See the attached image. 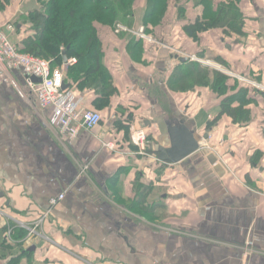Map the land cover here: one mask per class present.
<instances>
[{"label":"crops","instance_id":"0c3cea01","mask_svg":"<svg viewBox=\"0 0 264 264\" xmlns=\"http://www.w3.org/2000/svg\"><path fill=\"white\" fill-rule=\"evenodd\" d=\"M143 1L133 28L143 26ZM168 8L153 43L131 44L134 35L97 25L117 94L100 107L93 88L77 90L82 106L103 116L92 132L70 140L52 126L51 110L37 106L18 71L0 84V229L49 212L40 227L47 238L27 234L21 264H264V92L247 89L243 105L236 99V120L221 114L226 98H241L235 79L264 84V0H244L247 37L216 28L195 41L183 28L202 9L189 2L178 19ZM187 60L209 68L212 80L216 71L230 77L229 89L170 86ZM181 122L201 148L180 162L158 160ZM132 125L147 133L144 154Z\"/></svg>","mask_w":264,"mask_h":264},{"label":"trees","instance_id":"16d2710c","mask_svg":"<svg viewBox=\"0 0 264 264\" xmlns=\"http://www.w3.org/2000/svg\"><path fill=\"white\" fill-rule=\"evenodd\" d=\"M12 1L0 0V24L7 21V15L14 13ZM19 2L20 0L16 1L17 4ZM189 2H193L195 7L202 10L201 14L196 16L194 24L183 28L188 37L199 41L204 33L216 28L222 29L225 35L236 34L237 37H247L246 23L247 19L251 21V18L245 17L244 0H144L142 27L147 34L157 37L167 22L170 3L176 7L177 18L186 19L188 17L186 5ZM136 3L137 0H36L37 6L26 14L23 13L20 16L22 21L16 23L19 32L28 25L23 38L16 43V46L20 51L49 60L53 68L63 65L64 56L75 57L77 62L68 68L70 72L65 78V83L69 84L68 89L78 94V91L84 88H93L95 97L92 104L103 107L109 104L114 94H117V88L109 69L103 64L105 48L97 25L106 24L113 31L118 23L136 29L132 24ZM130 39L131 44H139L142 41L135 35ZM219 60L224 63L222 59ZM229 80L231 81L230 77L220 71L214 72L212 80L209 68L187 60L186 63L175 68L170 78V86L177 82L190 89L196 83L205 84L210 85L214 90L217 89L221 94L229 89ZM232 84L241 98H234L236 96L226 98L221 114L233 115L236 120L242 106L241 109H232L233 104L236 103L234 101L241 100L238 101L241 105L248 103L251 100L247 99L245 91L250 90L252 93L256 88L236 79ZM251 95L254 96L253 93ZM92 109L101 112L96 107ZM128 117L130 118L131 115ZM217 121L218 118L213 123ZM213 123H210L209 127ZM11 225L14 228L9 238L7 232ZM9 226L5 224L0 229V264H21L23 258L27 259L30 255L23 248L28 231L15 222H11Z\"/></svg>","mask_w":264,"mask_h":264},{"label":"built area","instance_id":"2783aa9c","mask_svg":"<svg viewBox=\"0 0 264 264\" xmlns=\"http://www.w3.org/2000/svg\"><path fill=\"white\" fill-rule=\"evenodd\" d=\"M16 30V23L4 22L0 24V84H10L13 82L14 78L12 74L14 71H18L24 78L37 106L41 109L51 110L50 123L52 126L59 127L70 140L78 137L83 130L92 132L103 120L101 112L83 107L82 101L75 91L63 88L66 78L65 70L68 66L76 64L77 59L75 57L68 58L67 63L64 62L62 66L53 68L49 60L33 56L17 48L16 43L12 42L9 37V34H14ZM115 32L117 34L130 33L150 43L156 40L147 34L142 26L131 29L118 23L116 24ZM240 77L241 81L264 91V85L249 78ZM34 78H40L41 81L36 82ZM130 132L131 142L137 146L139 153H146L148 149L146 131L140 128L137 129L132 125ZM261 194L264 196V190ZM64 195V193L60 194L51 203H56L58 199L64 198ZM48 213H44L33 224L16 222L28 231V236L47 238L40 232V227H42ZM2 214L4 213L2 212ZM13 228L12 225L9 226L7 232L9 238Z\"/></svg>","mask_w":264,"mask_h":264},{"label":"water","instance_id":"95a60500","mask_svg":"<svg viewBox=\"0 0 264 264\" xmlns=\"http://www.w3.org/2000/svg\"><path fill=\"white\" fill-rule=\"evenodd\" d=\"M185 60V57L181 58V61ZM64 62H68L67 56H64ZM34 81L40 82L41 79L34 78ZM68 87L69 85L64 83L63 88L66 89ZM181 123V126L171 128L172 144L170 147L160 149V153L156 157L158 160L170 161L173 163L180 162L201 148V137L196 136V134L193 133L189 127H187L183 122ZM209 137V133L203 136L204 139H208Z\"/></svg>","mask_w":264,"mask_h":264},{"label":"rangeland","instance_id":"374dc122","mask_svg":"<svg viewBox=\"0 0 264 264\" xmlns=\"http://www.w3.org/2000/svg\"><path fill=\"white\" fill-rule=\"evenodd\" d=\"M16 1H18V0L12 1V2H14L13 3L14 13H11L10 15L6 16V18H7L6 22L17 23L18 21H22V20H20V18H21L20 16L23 15V13L26 14L28 11H30L34 7H36V0H20V2L18 4L16 3ZM256 4H258V2H256ZM250 13H252V12H250ZM135 27L137 28L138 26H135ZM23 28L24 29L20 32L17 29L14 34H9L10 40L12 42L18 43L23 38V36L25 34V30L28 28V25H25ZM261 85H264V84H261Z\"/></svg>","mask_w":264,"mask_h":264},{"label":"flooded vegetation","instance_id":"af4514ba","mask_svg":"<svg viewBox=\"0 0 264 264\" xmlns=\"http://www.w3.org/2000/svg\"><path fill=\"white\" fill-rule=\"evenodd\" d=\"M247 78H249V77H247ZM249 79H251V78H249ZM251 80H253V79H251ZM244 82V81H243Z\"/></svg>","mask_w":264,"mask_h":264}]
</instances>
